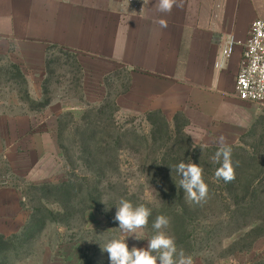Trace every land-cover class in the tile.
<instances>
[{"label":"crops","instance_id":"0c3cea01","mask_svg":"<svg viewBox=\"0 0 264 264\" xmlns=\"http://www.w3.org/2000/svg\"><path fill=\"white\" fill-rule=\"evenodd\" d=\"M177 4L162 12L159 0H146L140 14H131L124 0H0V56L20 66L34 100L43 95L50 45L77 54L89 102L99 99L95 88L103 97L108 74L127 68L130 87L116 98L121 115L161 110L172 120L182 112L196 144L219 146L221 136L228 146L240 144L264 106L253 109L236 98L242 46L222 61L221 42L244 41L250 24L264 19V0ZM81 107L74 99L53 98L46 109L31 111L18 91L0 83V238L20 234L30 217L22 206L25 185L63 181L59 118Z\"/></svg>","mask_w":264,"mask_h":264},{"label":"rangeland","instance_id":"374dc122","mask_svg":"<svg viewBox=\"0 0 264 264\" xmlns=\"http://www.w3.org/2000/svg\"><path fill=\"white\" fill-rule=\"evenodd\" d=\"M52 59L49 82L53 98L80 101L79 96L85 97L83 72L78 71L71 56L56 51ZM11 63L0 56V83L18 91L24 99V108L31 110L30 106L34 105H30L21 93L28 88V81L22 83ZM127 76V71H124L109 80L112 94L116 89H121L120 84ZM103 88V97L102 88H95L93 92L99 99L86 102L92 107L99 106L108 93L104 83ZM80 102L81 110L65 111L60 115L63 130H58V140L67 149L66 154L60 146L63 181L68 180L73 172L78 177L73 183L83 186V189L65 200L68 211L64 213L62 202L59 201L61 190L46 186L60 181L25 185L22 206L30 213V217L24 230L18 234L22 236L3 243L0 264H16L18 260L26 258H31L33 264H110L109 254L101 247L109 237L119 234L114 216L115 204L122 198L134 205L144 204L152 209L148 225L139 230L144 239L137 240L129 236V249L147 246L146 238L153 233L151 224L157 215L163 214L170 221L165 231L175 236L178 250L183 249L186 255H191L194 264H264V183L256 182L254 192L246 197L240 191L237 197L233 196L227 191V182L215 178L216 168L210 169L211 163L208 162L207 197L195 202L185 195L183 201H179L165 193L170 183L164 177L165 170L162 168L159 173L152 172L153 154L146 160L126 147L118 150L116 160H109L110 167L105 168V175L98 176L94 165L91 163L90 168L81 158L80 119L91 106ZM255 105L246 103L247 107L257 109ZM67 113H72L74 118L71 120ZM94 114H91V121L95 118ZM101 115V121L110 125L114 123V127L135 126L142 134L150 131L149 124L143 119L144 114L134 115L137 119L132 124L126 120L133 115H121L120 110L115 114V120L110 118L107 111ZM258 139L259 136L249 137L247 142L257 144ZM206 147L213 148L207 156L212 163L215 162V148L219 146ZM164 149L165 146H162L160 152L163 153ZM241 152L231 148L232 161L243 155Z\"/></svg>","mask_w":264,"mask_h":264},{"label":"trees","instance_id":"16d2710c","mask_svg":"<svg viewBox=\"0 0 264 264\" xmlns=\"http://www.w3.org/2000/svg\"><path fill=\"white\" fill-rule=\"evenodd\" d=\"M56 51L63 53L67 56H71L76 64L79 72H83L82 66L78 61L77 54L65 47L58 45H50L46 54V77L42 84V98L34 100L30 97L28 89L21 91L26 97V101L34 105L30 106L31 110H42L47 107L52 99V91L50 90L49 75L51 72V65L53 63V55ZM11 67L17 71L18 76L21 78L22 83L26 84L27 80L22 72L20 66L16 63H11ZM127 71L128 76L123 78L121 89H116L115 93H111V85L109 80L113 77H117L122 72ZM131 83V71L127 68H120L104 78V85L107 87V96L99 106L92 107L90 103H87L84 96H79L78 99L88 106H91L90 110L86 111L81 117L82 123L80 135L82 136V159L91 167V163L97 169L98 176L105 175L106 167H110L109 160L117 159V152L119 149L128 148L134 153L142 155L146 160H149L152 156V172L159 173L163 168L165 170L164 177L170 181L167 184L165 191L166 195H172L179 201H183V197L186 195L184 190L179 186V177L175 171V166L178 162L183 160L184 162L197 163L203 168V179L209 185V170L206 169L208 162L211 163V168L216 169L220 167L217 162L210 161L207 154L213 148L206 147L201 144H196L190 135L186 132V128L189 125V119L182 113L177 112L173 120L170 121L166 118L161 110L147 111L143 115V119L149 124L150 131L148 134H142L137 131V128H124L111 125L106 121H101L100 116L105 111L109 112L110 118L115 120V114L119 110L116 98L118 95L128 91ZM22 100H24L21 97ZM95 114H94V113ZM91 114H94V119L91 121ZM67 116L74 118L72 113H67ZM93 116V115H92ZM111 119V120H112ZM137 117L132 116L126 121L132 124L136 121ZM104 123V124H103ZM81 125V124H79ZM63 130L61 118H59V131ZM259 136L257 144L247 142L250 137ZM61 146V143H60ZM162 146H165L163 153L160 152ZM167 146V147H166ZM233 150H241L243 155L234 159V172L235 179L227 182V191L233 196L238 195L239 191L248 196L254 192L255 183H264V115L260 114L252 127L241 137V143L237 145H229ZM62 149L67 152V149L62 144ZM217 149V148H215ZM86 153V154H85ZM159 153V156L157 155ZM67 154V153H66ZM86 155V156H83ZM260 155V156H259ZM88 159V160H87ZM112 164V163H111ZM73 169V168H72ZM72 175L68 180L57 182L56 184H49L46 186H52L55 190H61L59 201L62 202L64 213H67L68 209L65 204V200L70 199L73 194L83 189V186H77L73 183L77 175ZM173 177V179H172ZM239 183V184H238ZM46 184V183H45ZM211 185V184H210ZM236 193V194H235ZM231 195V196H232ZM26 226H24L25 228ZM24 230V229H23ZM22 236V235H20ZM14 235L9 238H0V248L4 245L5 241H12L20 237ZM24 236V235H23Z\"/></svg>","mask_w":264,"mask_h":264},{"label":"clouds","instance_id":"9594fccd","mask_svg":"<svg viewBox=\"0 0 264 264\" xmlns=\"http://www.w3.org/2000/svg\"><path fill=\"white\" fill-rule=\"evenodd\" d=\"M174 4L180 6L177 0H159L158 7L162 12H170ZM159 24L161 28L167 27L164 19H160ZM218 144L214 161L219 163L220 167L215 170L214 176L217 180L228 182L235 179L231 147L225 143L223 136L219 138ZM175 171L180 178L179 186L189 199L200 202L207 197L208 184L203 179L202 166L181 160L176 164ZM115 206L114 219L118 222L119 234L109 237L101 247L109 254L110 264H194L191 255H186L183 249L178 250L175 236L165 231L170 221L163 214L157 215L152 222L153 233L146 238L147 246H133L129 249V236L137 240L144 239L139 230L148 225L152 209L144 204L134 205L130 200L123 198Z\"/></svg>","mask_w":264,"mask_h":264},{"label":"built area","instance_id":"2783aa9c","mask_svg":"<svg viewBox=\"0 0 264 264\" xmlns=\"http://www.w3.org/2000/svg\"><path fill=\"white\" fill-rule=\"evenodd\" d=\"M145 2L146 0H124L127 11L131 14H140ZM237 44L242 46L243 52L233 93L244 102L264 106V19H256L250 24L244 41H237L233 37L222 40V61L229 58Z\"/></svg>","mask_w":264,"mask_h":264}]
</instances>
